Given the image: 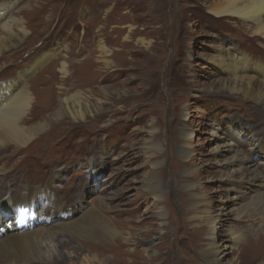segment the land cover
Returning <instances> with one entry per match:
<instances>
[{"label": "rangeland", "instance_id": "1", "mask_svg": "<svg viewBox=\"0 0 264 264\" xmlns=\"http://www.w3.org/2000/svg\"><path fill=\"white\" fill-rule=\"evenodd\" d=\"M14 1L9 15L23 22L26 33L0 55V83L14 79L41 58L26 78L29 85L55 70V78L65 77L68 88V76L85 72L87 61L63 75L58 67L67 52L73 51L80 62L94 33H104L107 46L114 50L122 48L121 40L130 35L128 48L113 52L120 65L116 71L103 72L106 80L92 83L98 74L88 72L84 83L67 90L68 95L81 92L88 104H97L104 96H92V89L109 86L107 94L114 98L122 92L124 102L104 118L107 106L100 113L92 112L97 119L89 114L82 121L62 116L59 134L52 131L36 141L50 128L48 121L24 145L27 152L9 150L1 155L0 166L18 191L30 185L44 197L50 188L71 205L67 214L83 205L93 215V229H111L107 238L57 232V238L44 245L46 254L61 257L59 264H88L89 248L101 255L102 244L109 242V257L104 260L101 255L94 264H129L126 252L131 250L136 251L133 264H213L201 257V250L218 242L224 263L243 247V264H257L264 195L262 200L256 195L262 188L251 178L231 181L230 175L238 172L231 174L227 161L239 151L246 158L243 166L262 171L264 115L253 100L225 88L227 74L215 59L242 52L264 63V39L236 17H215L208 10L210 0ZM5 56L11 61L5 62ZM58 86L54 84L55 95ZM37 111L32 110L34 115ZM251 132L261 137L259 147H253ZM199 194L201 203H197ZM41 204L36 209L39 217ZM55 208L48 217L54 216ZM208 215L217 217L218 227L209 240ZM50 217L47 220L55 222ZM12 218L5 216L2 222L12 225ZM228 235L240 240L229 247ZM69 240L71 245H65Z\"/></svg>", "mask_w": 264, "mask_h": 264}, {"label": "bare ground", "instance_id": "2", "mask_svg": "<svg viewBox=\"0 0 264 264\" xmlns=\"http://www.w3.org/2000/svg\"><path fill=\"white\" fill-rule=\"evenodd\" d=\"M16 3L17 1L14 0H10L7 3L0 1V55L3 51L12 48L26 33L23 22L9 15L10 10L16 6ZM208 10L215 17L233 16L238 18L254 36H259L264 39V0H210ZM16 29L18 30L16 31ZM129 38L130 35L124 36L120 44L122 48L114 50L107 46L109 39L104 33H94L90 37L89 46L84 48L86 54L84 59L80 62L75 61L73 58V51L67 52L66 56H63L64 59L58 67V70L63 75L67 73L68 68L72 72L81 62L87 61L85 72L81 71L82 73L78 75L72 72L68 76L71 81L68 88L64 82L65 77L60 79L55 78V70L51 72L49 77L33 82L32 84L30 83L29 85L26 78L41 58L37 59L36 62L34 61L29 68L20 70L14 79L0 83V160L1 155L9 150L18 154L27 152L24 145H26V143L38 132L40 133V131L44 130L48 121L51 124L50 128L46 129L43 134H39L36 141L44 139V137L48 136L52 131L59 134L62 130L61 126L64 125V122L61 120L62 116L67 115L71 120L82 121L85 118V114L92 116L94 115L92 112L100 113L101 109L104 110L105 106H107L106 111L101 115V117L104 118L108 116V113L113 112V107L116 106V104L124 102L126 97L122 95V92H116L117 94L114 98L111 97V94H107L111 89L109 86H106V88H101L102 86L100 88L94 87L92 89V96H104L97 104H88L85 98L83 99L81 92L68 95L67 90L72 89L73 86L75 87L79 82H81V84L84 83L88 72L92 73V75H94V73L98 74L94 75L93 79H91L92 83L96 81L100 83L106 80V74L103 72H108L109 70L116 71L118 65H120L113 59V52L126 50L128 48ZM60 58L61 56L54 59L52 63L53 66L51 65L53 69L58 65L57 63ZM4 61H11L10 56H5ZM215 61L227 74L225 88L232 92L239 93L245 99L253 100L257 104V108L261 110L264 115V63L255 62L249 55L243 54L242 52H238L234 57L216 58ZM125 63L126 62L122 65ZM128 79L132 78L128 77L127 80ZM54 84H59V86L56 87L58 89V95H55ZM32 98L37 100V102L34 101L36 103H31ZM33 108L38 110L37 115H34L32 112ZM122 108L125 107L122 106ZM29 109L31 110L29 111ZM50 110L52 113H50ZM27 111H29V113H27ZM45 112H49L47 116H40V114ZM96 116L97 115H94L95 119L100 118ZM35 119H39V122L32 124ZM255 132H251L250 137L253 140V147H259L260 140L262 139H260L261 137H258ZM185 134L186 136L188 135L187 133ZM226 146L227 150H231L230 145ZM245 159L246 158H243L239 151L232 154L231 159L229 158L227 161V166H229L231 174L238 172V176L230 175V179L235 182H238L237 180L243 181L247 178L258 180L257 184L262 188V191L261 193L259 192L260 194L257 193L259 195H256V199H261V196L264 195V167L262 166L263 169L261 172H257L255 168L252 167H245L241 163L245 161ZM0 174H3V176L0 177V191H2L1 194L4 197V200L0 199L3 200V202H0V264H59V260H62L61 257L57 258L54 255L51 256L52 254L47 255L44 251L46 250L44 249V245H47V241L57 238V232H63V230L74 235L86 237H98L100 235L106 236L107 238L108 235L112 234L111 229H93L91 226L93 215L90 213V210L84 211L83 205L77 208V210H72V214H67L69 212L67 209L71 205H66L63 200L58 199L50 188L45 192L44 197L38 193L39 191L35 189L32 190L30 185H24L25 188H28L24 192L18 191V189L10 184L11 181L7 179L8 177L6 176L3 166H0ZM231 187L234 189L235 184H231ZM258 191L259 190H257V192ZM202 200L203 195H197V203H201ZM10 201L12 202V206H10ZM41 202L39 217L36 209ZM54 207L56 208L55 213L52 214L54 216L52 217H55L53 218L55 222L51 223L49 221L50 219L47 220L50 217H48L47 213ZM20 208H22L27 218L24 223L18 225L16 223V216ZM26 209L28 211H25ZM80 209H83V212L78 214ZM5 216H13L12 222H10L12 225H9L7 222L5 224L2 222ZM205 220L208 224L207 239L209 240L217 235L218 227L215 225L217 217L208 215ZM39 222L43 224L40 225ZM30 224L33 225L32 228H29L28 225ZM25 227H27V229ZM201 228L202 226L196 227V229ZM113 234L119 235V232L114 230ZM262 234L260 236V243L255 252V260L258 261L257 264H264V227L262 228ZM236 237L235 235L226 236L225 240L230 242V245H228L229 247L240 240ZM123 240L127 241V238H123ZM71 243L72 241L69 240L65 242V245H71ZM91 246L94 248L97 247L96 245ZM219 246L220 244L217 242L212 245L210 250H201V257L213 264L244 263V258L242 257L243 247L238 249L235 258L224 263L223 257L225 253L220 252ZM101 248V255H103L105 260L109 257L112 245L109 242L103 243ZM89 251L90 258L88 261L86 260L88 264H94L101 259V255L97 253L96 250L89 248ZM144 252L147 251L144 250ZM126 254L129 256V264H133V255L136 254V251L131 250L126 252ZM146 256H148V254H146ZM147 258L153 261V257ZM151 264L157 263L151 262Z\"/></svg>", "mask_w": 264, "mask_h": 264}]
</instances>
